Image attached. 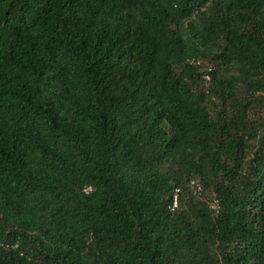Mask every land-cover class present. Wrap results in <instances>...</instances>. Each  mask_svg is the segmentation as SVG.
I'll list each match as a JSON object with an SVG mask.
<instances>
[{
    "label": "trees",
    "instance_id": "1",
    "mask_svg": "<svg viewBox=\"0 0 264 264\" xmlns=\"http://www.w3.org/2000/svg\"><path fill=\"white\" fill-rule=\"evenodd\" d=\"M0 264H264V0H0Z\"/></svg>",
    "mask_w": 264,
    "mask_h": 264
},
{
    "label": "built area",
    "instance_id": "2",
    "mask_svg": "<svg viewBox=\"0 0 264 264\" xmlns=\"http://www.w3.org/2000/svg\"><path fill=\"white\" fill-rule=\"evenodd\" d=\"M205 70H206V72H208V71L210 70V68H209V67H206ZM202 78H203L204 81H208L209 76H208L207 73H206V74H204V75L202 76ZM188 188H189L190 190H192L193 193H195V194H199V193H200V187H199V185L197 184L196 181H193V180L190 181V182L188 183ZM179 193H180V192H179V189H174V190H173V192H172V194H171V198H170V204H169L168 207H167V209H168L169 211H173V210L177 207ZM211 208H212L213 210H216L215 201H212V203H211Z\"/></svg>",
    "mask_w": 264,
    "mask_h": 264
}]
</instances>
